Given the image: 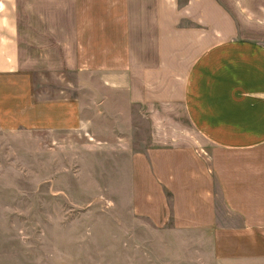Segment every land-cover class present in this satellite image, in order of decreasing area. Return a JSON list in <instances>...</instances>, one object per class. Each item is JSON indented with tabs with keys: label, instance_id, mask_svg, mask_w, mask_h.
I'll list each match as a JSON object with an SVG mask.
<instances>
[{
	"label": "crops",
	"instance_id": "obj_1",
	"mask_svg": "<svg viewBox=\"0 0 264 264\" xmlns=\"http://www.w3.org/2000/svg\"><path fill=\"white\" fill-rule=\"evenodd\" d=\"M60 136L122 263L264 264V0H0V165Z\"/></svg>",
	"mask_w": 264,
	"mask_h": 264
},
{
	"label": "rangeland",
	"instance_id": "obj_2",
	"mask_svg": "<svg viewBox=\"0 0 264 264\" xmlns=\"http://www.w3.org/2000/svg\"><path fill=\"white\" fill-rule=\"evenodd\" d=\"M59 139L52 174L33 159L0 165V264H121L113 197L103 196L113 186L112 166L72 164L65 136Z\"/></svg>",
	"mask_w": 264,
	"mask_h": 264
}]
</instances>
